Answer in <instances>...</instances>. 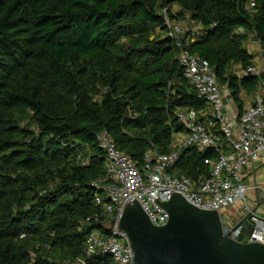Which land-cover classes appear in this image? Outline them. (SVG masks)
<instances>
[{
    "label": "trees",
    "instance_id": "trees-1",
    "mask_svg": "<svg viewBox=\"0 0 264 264\" xmlns=\"http://www.w3.org/2000/svg\"><path fill=\"white\" fill-rule=\"evenodd\" d=\"M173 5L202 26L184 46L241 106L264 80L235 71L254 64L248 34L264 47V0H0V264H116L85 244L113 223L96 203L112 182L99 134L142 169L172 150L178 108L206 107L168 35ZM213 155L186 148L178 171L196 180Z\"/></svg>",
    "mask_w": 264,
    "mask_h": 264
},
{
    "label": "built area",
    "instance_id": "built-area-1",
    "mask_svg": "<svg viewBox=\"0 0 264 264\" xmlns=\"http://www.w3.org/2000/svg\"><path fill=\"white\" fill-rule=\"evenodd\" d=\"M168 35L179 47V61L191 87L206 99L205 115L212 118L204 123L198 112L178 108L177 120L184 136L173 134L172 150L146 154L145 166L140 169L130 155L117 148L107 131L98 136L105 153L107 174L112 182L103 186L105 195L97 196L96 203L113 223L107 231L94 229L86 236L90 252L99 251L112 255L116 264H135L134 253L128 235L118 228V221L128 202L140 203L155 225H163L169 214L161 205L174 193H181L191 203L205 209L222 211L241 203L245 213H250L252 228L249 242L264 244V216L252 211L247 192L250 187L244 176L255 168L264 155V80H260L255 97L239 114L233 113L225 103V92L218 81L213 66L200 55L184 46L186 30L167 17ZM255 37V36H254ZM256 41L262 46L260 40ZM264 70L259 65L242 69L238 76L260 77ZM195 147L199 151H212L213 156L203 159L208 172L194 180L180 174L177 163L184 149ZM97 187H100L96 184ZM224 234L238 239L241 226L222 218ZM65 264H86L83 260L66 261Z\"/></svg>",
    "mask_w": 264,
    "mask_h": 264
},
{
    "label": "water",
    "instance_id": "water-1",
    "mask_svg": "<svg viewBox=\"0 0 264 264\" xmlns=\"http://www.w3.org/2000/svg\"><path fill=\"white\" fill-rule=\"evenodd\" d=\"M257 211L264 202L257 193ZM161 205L169 214L163 225H155L137 201L128 202L118 228L129 238L135 264H264V244L249 242L252 224L245 213L233 230L241 226L238 239L224 234L218 210L201 208L181 193Z\"/></svg>",
    "mask_w": 264,
    "mask_h": 264
},
{
    "label": "crops",
    "instance_id": "crops-1",
    "mask_svg": "<svg viewBox=\"0 0 264 264\" xmlns=\"http://www.w3.org/2000/svg\"><path fill=\"white\" fill-rule=\"evenodd\" d=\"M191 24H193L195 26L194 29L192 28V30H194L193 33H199V31H201L202 26L193 22L192 20H191ZM245 43H246V47H247L248 51L254 56V64L261 66L264 70V56L262 55V49H264V47L260 46L258 44V42L256 41L255 37L252 34H248ZM250 48L252 50L254 49L255 51H252ZM237 67L239 69L235 70V71L237 74H239L242 71V68L239 65L235 66L236 69H237ZM223 88H224V92H225V103H226L227 107L235 114L241 113L244 106L249 104L251 102V100L255 97V94H256V92L255 93H248V92L242 90L239 94V100L241 103V106H240L239 103H237L236 100L234 99V97L232 96L228 87L223 86ZM198 116L206 124L212 121V118L208 115H205L203 113V110L198 112ZM179 136H184V134H179ZM148 152H151V150ZM244 182L250 187V190H249L250 191V197H249L248 201L251 200L252 202L249 201L250 204L253 207H255L258 204L257 193L260 192L261 199L264 197V155H262L260 160H258V162L255 165V168L251 171H248L245 174ZM238 204H236V205H238ZM236 205H233V206H236ZM233 206H231V207H233ZM239 207L241 208V204L239 205ZM228 210H226V211H228ZM257 211L264 216V202L259 207V209ZM243 215L244 214L237 216L236 223L242 219Z\"/></svg>",
    "mask_w": 264,
    "mask_h": 264
},
{
    "label": "rangeland",
    "instance_id": "rangeland-1",
    "mask_svg": "<svg viewBox=\"0 0 264 264\" xmlns=\"http://www.w3.org/2000/svg\"><path fill=\"white\" fill-rule=\"evenodd\" d=\"M173 13L177 16L175 17L172 22L179 23L186 31H194L195 26L191 24L190 15L188 13L182 12L178 5L172 6ZM244 33V31H242ZM251 49V48H250ZM252 50V49H251ZM252 51H255L254 49ZM262 55L264 56V49H262ZM235 68V70H238ZM179 134H184L183 131L179 132ZM248 199L250 197V191L247 192ZM251 201V200H249ZM252 202V201H251ZM241 203L236 206L231 207L228 211H222L221 216L224 220H229L231 224H236V219L238 215L245 214V211L239 207ZM109 222L107 225L109 226Z\"/></svg>",
    "mask_w": 264,
    "mask_h": 264
}]
</instances>
